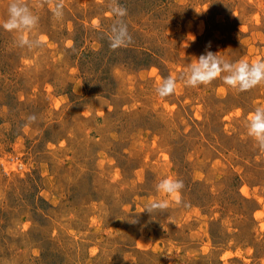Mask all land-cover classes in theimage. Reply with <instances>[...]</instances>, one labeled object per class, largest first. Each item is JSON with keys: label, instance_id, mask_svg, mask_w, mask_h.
<instances>
[{"label": "rangeland", "instance_id": "obj_1", "mask_svg": "<svg viewBox=\"0 0 264 264\" xmlns=\"http://www.w3.org/2000/svg\"><path fill=\"white\" fill-rule=\"evenodd\" d=\"M19 2L38 23L0 26V264H264V81L185 83L209 51L264 61V0ZM136 32L152 67L119 47Z\"/></svg>", "mask_w": 264, "mask_h": 264}, {"label": "clouds", "instance_id": "obj_2", "mask_svg": "<svg viewBox=\"0 0 264 264\" xmlns=\"http://www.w3.org/2000/svg\"><path fill=\"white\" fill-rule=\"evenodd\" d=\"M63 9L62 4L56 6L55 14L61 16ZM120 16L125 14L124 10H119ZM38 23V17L33 14L30 8L21 4L19 0H12L8 6V18L3 22L4 30L8 32H24L31 31ZM120 37L127 34L126 26H121L119 29ZM130 40V37H128ZM21 45L29 44V41L21 38ZM197 63L192 66L190 74H188L185 83L188 86L196 87L202 84H208L216 79L221 73H227L223 76L224 83L238 91L244 92L255 87L264 81V61H257L254 64L247 62H240L234 64L230 61L222 60L212 52H206L201 55ZM176 87V80L167 78L162 85L157 89L158 95L161 97L171 95ZM31 119H34L32 117ZM248 134L256 139L259 146L264 148V108H257L252 113L248 121ZM183 182L177 178L164 179L157 186L158 190L166 194L174 195L179 200V193L183 189ZM166 207L164 203H154L146 208L148 212L150 209H163Z\"/></svg>", "mask_w": 264, "mask_h": 264}, {"label": "trees", "instance_id": "obj_3", "mask_svg": "<svg viewBox=\"0 0 264 264\" xmlns=\"http://www.w3.org/2000/svg\"><path fill=\"white\" fill-rule=\"evenodd\" d=\"M135 35L136 36H133L129 40V44H125L124 46H119L120 48L124 49L126 52L140 55L139 58L137 57L129 58L128 63L130 65L135 66V68L137 69H143L154 66L153 59L156 56V53L153 51L152 44L156 43V41L155 42L154 40L149 41L143 35L137 32L135 33ZM113 50H118V49L114 48Z\"/></svg>", "mask_w": 264, "mask_h": 264}]
</instances>
